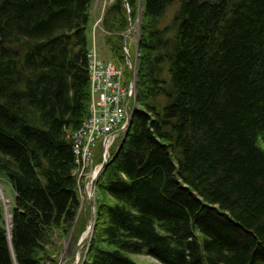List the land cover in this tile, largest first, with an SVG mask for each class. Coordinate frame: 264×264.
<instances>
[{
	"label": "trees",
	"instance_id": "1",
	"mask_svg": "<svg viewBox=\"0 0 264 264\" xmlns=\"http://www.w3.org/2000/svg\"><path fill=\"white\" fill-rule=\"evenodd\" d=\"M92 2L0 0V171L14 193L0 264H56L55 233L85 227L69 135L88 116ZM124 12L108 6L104 27L124 29ZM142 18L140 108L96 180L80 264H264V0H143ZM120 42L105 38L113 57Z\"/></svg>",
	"mask_w": 264,
	"mask_h": 264
},
{
	"label": "rangeland",
	"instance_id": "2",
	"mask_svg": "<svg viewBox=\"0 0 264 264\" xmlns=\"http://www.w3.org/2000/svg\"><path fill=\"white\" fill-rule=\"evenodd\" d=\"M94 1V0H93ZM101 1V0H100ZM109 2V1H108ZM114 0H111L110 4ZM142 2L143 0H137L136 3V8L134 9V12L130 10V7L127 5L126 0H120V7L124 9V17L127 21V26L119 31H110L108 29H105L108 31L102 32L100 31H93V29L89 26L87 27V36H88V45L89 44H95L96 43V48L99 51L101 57H105L106 59L113 57L110 52L108 47L105 45V38L107 37H120V34L124 36L122 41L119 43V55H121V58L116 57L115 60L116 62L118 61L119 64H125L126 60L123 58L124 53L122 52V47L125 46L127 47L130 51L131 54H129L131 57L134 56V61L132 62V67H131V85L133 90V96L131 97V100L133 99L131 106L133 109H131L130 113H128L127 116V123L131 119L134 114V112L140 108V105L137 101V58H138V42L141 37V25H142ZM92 7V6H91ZM120 9V8H119ZM172 9V8H171ZM171 9H168L166 12V15L164 19L162 20V24L168 23L170 19V14H171ZM123 17V18H124ZM130 29V32H129ZM105 34V35H102ZM131 34L129 37L128 35ZM110 35V36H109ZM128 36V37H127ZM136 40V41H135ZM121 45V46H120ZM121 47V50H120ZM89 80V79H88ZM134 97V98H133ZM136 98V101H135ZM129 122V125H130ZM83 124V123H82ZM125 126V129H128V126ZM71 138V135H69ZM119 140V138H117ZM117 141V140H116ZM114 145V144H113ZM110 146L109 152L113 149L114 146ZM259 147L264 149V139H260L258 141ZM111 156V153H110ZM103 154H102V146L100 144H97L93 150V168L92 171H88L85 178H80L78 177L79 170L74 168L72 170L73 173H76V188L79 196V209L77 211V217H76V222L80 223L82 220L85 222V227L81 234L79 235L77 240H73L72 235L68 234L67 236H61L57 232L54 235L53 238V244L56 247H58V256L56 257L57 263L56 264H80L83 260L86 246H87V241L89 240L92 230H93V223L94 220L91 219V211L94 214V199L98 198L99 194L97 192L95 183L96 180L100 174V172L103 169V164L105 165L106 162H103L102 160ZM98 160L96 161V159ZM84 162V160H83ZM75 164V161H74ZM98 166L100 167L99 170ZM95 170V171H94ZM13 197L14 193L13 190L10 186V184L7 182L4 174L2 171H0V205L2 206V219H0V225L3 224L6 230V235L7 238L10 237V232H9V211L8 208L13 202ZM79 227V225L77 226ZM83 239L81 242L80 239ZM9 240V239H8ZM130 259L137 263V264H161L151 258L148 255L145 254H132L128 253L127 254Z\"/></svg>",
	"mask_w": 264,
	"mask_h": 264
},
{
	"label": "built area",
	"instance_id": "3",
	"mask_svg": "<svg viewBox=\"0 0 264 264\" xmlns=\"http://www.w3.org/2000/svg\"><path fill=\"white\" fill-rule=\"evenodd\" d=\"M110 2L111 0L103 1L99 15L92 23L93 31L101 30L102 32L108 33L103 27L102 21L103 11ZM128 36L130 37L131 34ZM122 52L124 53V59L128 62V48L123 46ZM115 60L116 59L113 58H102L95 44H92L87 50L89 79L88 108L90 115L83 124L71 134L74 156H80V158L84 160V167H81L78 173V177L83 179L88 171H92L93 150L97 144L96 138L102 131L103 121L110 119L113 114L121 112V105L125 100V95L131 92L129 82L122 81V69L124 68ZM104 160H106V158H104ZM99 168L98 166L97 170H99Z\"/></svg>",
	"mask_w": 264,
	"mask_h": 264
},
{
	"label": "bare ground",
	"instance_id": "4",
	"mask_svg": "<svg viewBox=\"0 0 264 264\" xmlns=\"http://www.w3.org/2000/svg\"><path fill=\"white\" fill-rule=\"evenodd\" d=\"M121 65L124 68V69H122V71H123L122 81L123 82H129L131 92L129 94L125 95V100H124L123 104L121 105V109H122L121 112L113 114L110 119L105 120L102 123V131L98 134L96 141H97V144H100L102 146V154H103L102 160H103V162H106V160H108V158L110 157V152H109L108 148L116 142L117 138H120L126 132L125 126L129 125V122H130V120H129L127 123V116H128V113H130L131 109H133V107L131 106V103L133 101V99L131 100V97L134 94L133 93L134 89H132V85H131L132 63L125 62V64H121ZM89 115L90 114H89V108H88L87 118L89 117ZM72 150H73V141H72ZM74 158H75V160H74L75 165H76V168L78 170H80L81 167H84L83 158H80V156H74ZM104 158H106V160H104ZM103 166H104V164H103ZM73 174H74V176H76V173H73ZM92 219L94 220V214H93Z\"/></svg>",
	"mask_w": 264,
	"mask_h": 264
},
{
	"label": "crops",
	"instance_id": "5",
	"mask_svg": "<svg viewBox=\"0 0 264 264\" xmlns=\"http://www.w3.org/2000/svg\"><path fill=\"white\" fill-rule=\"evenodd\" d=\"M102 2L103 0H94L92 2V7L90 10V22H92L94 16L98 14L99 10L101 9Z\"/></svg>",
	"mask_w": 264,
	"mask_h": 264
},
{
	"label": "water",
	"instance_id": "6",
	"mask_svg": "<svg viewBox=\"0 0 264 264\" xmlns=\"http://www.w3.org/2000/svg\"><path fill=\"white\" fill-rule=\"evenodd\" d=\"M114 7H116L117 9L120 8V0H116V2L113 3V4L110 6V8H114ZM92 218H93V212L91 211V219H92ZM9 226H10V215H9ZM8 239H9V237H8ZM82 240H83V239L81 238L79 242H81Z\"/></svg>",
	"mask_w": 264,
	"mask_h": 264
}]
</instances>
